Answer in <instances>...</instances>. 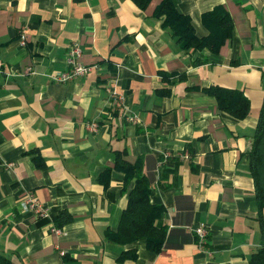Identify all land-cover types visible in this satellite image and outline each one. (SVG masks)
Wrapping results in <instances>:
<instances>
[{"label":"crops","instance_id":"obj_1","mask_svg":"<svg viewBox=\"0 0 264 264\" xmlns=\"http://www.w3.org/2000/svg\"><path fill=\"white\" fill-rule=\"evenodd\" d=\"M162 1L0 0V253L13 264H249L262 244L248 152L264 100V0H173L200 37L205 13L229 12L232 36L218 52L183 50L155 14ZM73 42L96 67L56 82ZM212 86L243 90L248 116L223 111ZM124 150L165 208L158 252L108 237L134 184L115 168ZM29 190L49 216L22 209Z\"/></svg>","mask_w":264,"mask_h":264},{"label":"trees","instance_id":"obj_2","mask_svg":"<svg viewBox=\"0 0 264 264\" xmlns=\"http://www.w3.org/2000/svg\"><path fill=\"white\" fill-rule=\"evenodd\" d=\"M133 1L144 9L151 0ZM155 14L165 16L164 25L172 30L181 47L186 51L209 49L218 52L232 36V17L225 8L220 6L204 14L203 22L209 34L203 37L197 35L191 18L180 13L173 0H163ZM208 91L215 96L223 111L239 119L248 116L251 102L243 90L212 86ZM248 157L250 172L255 182L259 216L262 219L264 210V100L259 111L258 123ZM115 168L124 173L125 185L131 182L134 184L129 191L127 205L123 210L119 226L117 230L108 231V237L121 244L145 239L151 250L160 251L166 240L167 229L159 226L157 221L163 215L165 208L151 201L152 187L147 174L143 171L142 160L131 162L126 158L125 150L117 151ZM110 171L111 169H107L105 175L108 176ZM262 220L264 223V219ZM0 264H13V261L10 257L0 253ZM249 264H264V237L262 244L252 253Z\"/></svg>","mask_w":264,"mask_h":264},{"label":"built area","instance_id":"obj_3","mask_svg":"<svg viewBox=\"0 0 264 264\" xmlns=\"http://www.w3.org/2000/svg\"><path fill=\"white\" fill-rule=\"evenodd\" d=\"M22 45H26V36L22 35L20 40ZM83 57V49L79 42H73L68 51H67V69L65 71H58L51 75V78L56 82H67L74 80L76 78H80L90 73L96 66L91 64H85L82 61ZM113 97L119 102H123V96L112 90ZM128 120L132 122H137V116H128ZM85 127L92 132H97L99 130L100 124L97 121L88 122L85 124ZM169 156V153H166L165 158ZM9 166H12L10 164ZM22 209L24 211H31L39 217L49 216L50 211L49 208L42 203L35 195L32 190L26 192L25 197L22 200ZM52 233L55 235H60L63 232L62 227L57 226L56 224L52 225L50 228ZM199 237V241L201 244H204L207 241V230L205 227L199 226L195 229ZM61 255H65L66 252L61 250Z\"/></svg>","mask_w":264,"mask_h":264}]
</instances>
